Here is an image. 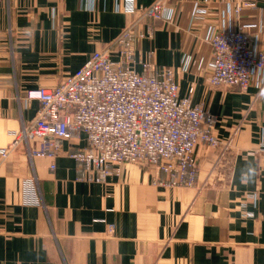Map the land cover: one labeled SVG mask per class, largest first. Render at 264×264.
<instances>
[{"label":"crops","instance_id":"1","mask_svg":"<svg viewBox=\"0 0 264 264\" xmlns=\"http://www.w3.org/2000/svg\"><path fill=\"white\" fill-rule=\"evenodd\" d=\"M242 1L163 0L173 10L167 22L116 12L117 0H0V148L37 117L40 102L26 90L59 85L132 23L154 32L137 42L136 57L171 67L179 96L214 115L216 135L232 140L223 158L199 143L197 182L177 187L135 163L105 182L82 180L68 152L85 146V135L63 140L55 158L30 157L18 144L0 155V264H264V84L211 85L204 39L209 26H244L264 50V0L237 15ZM136 2L141 11L154 0ZM196 8L207 12L196 17ZM249 169L252 180L242 182ZM32 178L38 206L21 199Z\"/></svg>","mask_w":264,"mask_h":264},{"label":"built area","instance_id":"2","mask_svg":"<svg viewBox=\"0 0 264 264\" xmlns=\"http://www.w3.org/2000/svg\"><path fill=\"white\" fill-rule=\"evenodd\" d=\"M255 5L254 0H243L235 13L240 15L243 8ZM115 11L140 12L167 22L173 17L163 0H154L141 11L136 0H117ZM206 12L196 8L194 15ZM134 25L121 31L114 48L90 53L59 85L26 90L27 100L40 102L37 117L13 133L12 144L0 148V155L6 158L12 148L24 143L30 157L55 158L63 151V140L85 135L86 145L68 152L78 162L82 180L105 182L122 164L135 163L163 175L159 182L172 187L196 184L199 143L218 150L223 158L232 140L216 135L214 115L179 96L171 67L136 57L137 42L153 38L154 32L151 26L135 31ZM204 39L212 48L211 85L247 90L264 84V50L252 44L244 26L225 30L209 26ZM21 199L25 205L43 203L36 178L24 180Z\"/></svg>","mask_w":264,"mask_h":264},{"label":"clouds","instance_id":"3","mask_svg":"<svg viewBox=\"0 0 264 264\" xmlns=\"http://www.w3.org/2000/svg\"><path fill=\"white\" fill-rule=\"evenodd\" d=\"M169 15H170V12H169ZM246 176L248 177L247 182H250L252 180L253 176H254V173H252L251 169H249L247 173H245L243 171L241 172V180H242V182L245 180Z\"/></svg>","mask_w":264,"mask_h":264},{"label":"rangeland","instance_id":"4","mask_svg":"<svg viewBox=\"0 0 264 264\" xmlns=\"http://www.w3.org/2000/svg\"><path fill=\"white\" fill-rule=\"evenodd\" d=\"M237 88H239V87H237Z\"/></svg>","mask_w":264,"mask_h":264}]
</instances>
